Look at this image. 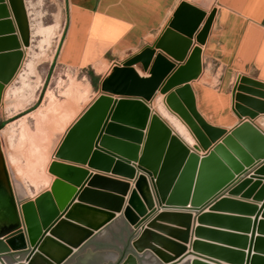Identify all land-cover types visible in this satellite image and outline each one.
<instances>
[{"label":"water","instance_id":"obj_1","mask_svg":"<svg viewBox=\"0 0 264 264\" xmlns=\"http://www.w3.org/2000/svg\"><path fill=\"white\" fill-rule=\"evenodd\" d=\"M9 12L12 13L13 20L10 19ZM27 45L28 26L23 0H8V8L3 4V0H0V99L5 83L11 80L20 65L21 46ZM190 45L191 40L182 36L181 31L168 27L151 46L144 47L123 65L130 66L140 62L144 70H147L155 50H161L176 60L183 61ZM200 52L196 50L199 55ZM188 59L161 82L159 91L167 93L170 89L183 85L168 94L165 101L168 108L186 123L198 143V149H185L183 141L171 136L169 129L164 126L160 139L151 141L149 145L150 125L156 117L145 99L101 95L67 132L56 151V158L79 164L88 163L93 169L135 180L134 188L123 206L122 197L126 196L129 190L128 183L101 178L105 184L121 189V200L116 212L106 213L94 229H86L82 225L84 223L69 224L64 220L74 213L73 207L68 206L64 214L59 216L53 197L48 192L37 197L34 203L19 204L6 173L5 162L0 156V172L3 170L7 175L6 187L0 190V264H6L5 258H11V255L18 253H22L23 257L11 260V264H67L91 239L114 225L119 226L118 223L123 224L122 233L129 238L126 241L128 252L124 253L120 264H126L128 261L131 264H181L188 257H194L189 264H204L199 261L221 264L215 258L201 254L199 256L193 251L185 254L191 229L190 211H196L206 201L220 194L234 180L235 174L241 169L240 164L246 167L255 160L264 161V134L248 120L240 122L229 132L210 125L198 112L195 95L189 84L201 73V59ZM5 74L6 81L1 80ZM146 128L144 139L143 131ZM143 139L144 144L140 151ZM199 149L206 152L201 158L198 155ZM144 163L160 171L163 179L161 187H164V190L166 188L165 194L160 195L155 189L151 170L145 169ZM56 176L61 178L59 174ZM98 177H92L90 184L100 183L97 181L100 180ZM141 183L145 185L147 192L143 197L146 207L142 206L136 193ZM64 187L70 192V188L56 181L51 188L61 210L64 209L65 202L63 199L59 201L61 198L58 192ZM239 187L234 191H238ZM86 193L88 190L83 191L81 198ZM261 194H264V189ZM249 195L248 193L245 196ZM155 201L164 205L163 208L171 210L160 212L146 223L156 211ZM228 203L235 204L223 201V207ZM188 205L191 208H186ZM129 212L133 221L128 218ZM116 213L122 214V221L116 219ZM201 219L214 221L215 218L205 216ZM156 222H163L169 227L158 225ZM72 231L77 236L70 239L68 234ZM197 233L208 235V232L202 230H197ZM16 237L22 240L21 245L11 246L10 240ZM193 246H196L195 242L191 244V247ZM48 247L57 249L53 248L49 252ZM203 248L212 256L227 259L233 264H241L243 261V255L235 251L208 246ZM250 264H264V260L253 257Z\"/></svg>","mask_w":264,"mask_h":264},{"label":"crops","instance_id":"obj_2","mask_svg":"<svg viewBox=\"0 0 264 264\" xmlns=\"http://www.w3.org/2000/svg\"><path fill=\"white\" fill-rule=\"evenodd\" d=\"M66 3V29L57 56L60 66L75 70L94 69L96 64L119 62L137 54L158 40L168 27L181 31L184 37L202 28L206 33L199 51L201 61L207 63V67H203L199 78L190 83L198 112L214 127L230 131L240 122L248 120L264 134V0H66ZM193 46H196L195 42ZM206 78L209 83L203 80ZM205 90H224V94ZM234 90H240L235 101ZM240 166L234 180L220 194L196 211H190L191 229L185 254L192 252L191 244L194 242L230 250V247H226L230 244L225 240L228 239L232 243L236 241L234 246L239 245L240 253L244 256L242 264H246L249 256L264 257V194L261 196L264 189V161L255 160L250 166ZM82 170L88 174L98 172V176L111 177L86 166H82ZM249 177L255 179L250 180L239 193L232 194ZM90 182L87 175L79 186L73 188L78 191L77 194L80 191L79 195L85 189L106 191L103 184ZM129 184L131 191L134 185ZM254 184L256 186L250 195L245 196ZM77 194L68 200L63 212L73 204ZM128 196L124 197L123 206ZM223 201L235 204L228 203L221 207ZM163 207L155 201L156 211L146 223L160 212L171 210ZM206 214L214 217V221H201ZM116 219L122 221V214L117 213ZM118 224L95 238L108 245L106 249L93 250L89 247L76 260L84 255H89L91 259L98 257L97 262L88 264L115 260L116 250L121 248L124 237L121 233L123 224ZM156 224L169 227L163 222ZM197 230L208 232V235H200ZM215 234L225 236L215 237ZM234 236L241 239L237 240ZM202 255L219 260L209 251ZM8 261L12 262L9 258ZM217 262L232 264L222 260Z\"/></svg>","mask_w":264,"mask_h":264},{"label":"rangeland","instance_id":"obj_3","mask_svg":"<svg viewBox=\"0 0 264 264\" xmlns=\"http://www.w3.org/2000/svg\"><path fill=\"white\" fill-rule=\"evenodd\" d=\"M4 3L8 8V0H4ZM23 3L28 26V45L23 46L22 63H20L15 74L5 86L0 99V123H6L0 129L2 150L14 194L19 204L30 202L31 200L34 203L37 197L50 191V188L46 187L43 181H39L37 187H34L30 180L32 173L27 170L35 166H38V168L41 166V162L43 163L44 159V156L42 157L43 153L49 156L48 167L53 161L64 163L55 158L56 151L67 132L82 118L84 113L101 95H110L114 98L142 97L153 113L155 112L154 114L168 126L172 134L180 138L189 149L192 148L191 144L197 143L186 123L168 108L165 101L168 94L175 92L177 88H181L183 85H178L167 93H161L159 86L176 68L182 66L187 58H196L198 56L201 58V55L196 53V51L192 55V50L197 48L196 50L199 51L200 43L206 33L204 29H196L192 33L190 32L191 34L189 33L188 37L192 38L191 45L183 61H178L175 57L170 58L161 50H155L147 70H144L140 62L130 66L123 65L124 62L139 54L140 51L119 62L99 63L94 65V69L75 70L64 68L57 63V56L62 45L67 23L68 8L66 0H23ZM9 17L13 20L11 12H9ZM56 23L57 26L54 27ZM16 35L18 36V33ZM194 42L196 46H193ZM30 62H38L37 74L39 77L28 75V64ZM201 64L202 68L204 67L205 69L207 67V63L201 62ZM101 66H104L105 72L100 74L97 72V67ZM90 71H93L96 76L92 79L96 84V88L90 83V78L88 77V72ZM203 80L210 82L207 78ZM146 82L150 83L147 84ZM85 87H89L87 88L88 94L85 95L86 97H82L81 94L84 93ZM100 88L101 90L109 91H107L108 93L103 92ZM205 92L224 94V90H205ZM77 93L80 94L79 97ZM37 102H39V105L32 110H37V112L22 120L24 115L32 112H28V110ZM69 102V107L74 106L72 113V110L69 111L70 108L65 107V105H68L65 103ZM76 105L77 107H75ZM67 110L68 112H66ZM65 127L66 130L64 132L63 129ZM5 129H8L9 132L6 137L2 134ZM26 129H28L29 133L35 135L37 143L29 141L30 138L26 133ZM45 136L47 139L43 141L42 138ZM43 147H45V152L41 153L40 151H42ZM196 148H199L198 143ZM199 153L204 152L199 149ZM198 155L200 158L203 156ZM32 160L34 161L32 162ZM48 175L50 176V173ZM90 177L92 176H88V178ZM252 179L255 178L249 177L245 182L249 184ZM52 180L55 182L58 178L54 179L53 176ZM65 185L68 188H72L74 184L67 182ZM255 186L256 184L252 188ZM224 236L225 234H215V237ZM225 240L230 243L228 246L226 245V247H230V251L240 253L239 245L235 244L238 246H234L236 241L232 243L231 240ZM237 242L240 243L239 241ZM221 249L227 250L228 248ZM252 258L249 256L248 260H245L246 264H249ZM261 259L264 260V257ZM191 260L193 258H188L181 264H189Z\"/></svg>","mask_w":264,"mask_h":264},{"label":"bare ground","instance_id":"obj_4","mask_svg":"<svg viewBox=\"0 0 264 264\" xmlns=\"http://www.w3.org/2000/svg\"><path fill=\"white\" fill-rule=\"evenodd\" d=\"M2 2V1H1ZM3 4L4 5H6L5 3H4V0H3ZM56 17H57V15H56ZM55 17V18H56ZM60 21V20H59ZM57 26V23H56V25L54 26V27H56ZM192 33V32H191ZM190 33V34H191ZM197 49V48H196ZM196 50H195V48L192 50V55H194V52H195ZM22 54H24V49H23V46H22ZM198 57H200V56H198ZM193 58V57H192ZM194 59V58H193ZM201 59V58H200ZM193 61H196V58L193 60ZM202 62V61H201ZM20 63H22V62H20ZM19 63V64H20ZM20 66V65H19ZM18 66V67H19ZM37 66H38V62H30L29 64H28V75H30V76H36V77H39L38 76V74H37ZM18 69V68H17ZM97 72L98 73H103V72H105V69H104V66H101V67H97ZM9 73H7V75H8ZM15 74V73H14ZM6 74L5 75H3L2 77H1V80H5L6 81V79H7V76ZM106 76V75H105ZM106 78H107V76H106ZM105 78V79H106ZM108 79V78H107ZM106 79V80H107ZM147 84H149L148 82H146ZM152 83V82H151ZM8 84V83H7ZM6 83H5V86L7 85ZM147 86V85H146ZM81 87H83V86H81ZM5 88V87H4ZM87 88H89V87H85V90H84V93L83 94H81V96L82 97H84L86 94H88L87 92H88V90H87ZM84 89V88H83ZM78 91V90H77ZM76 91V92H77ZM240 90H234V93H233V95H234V101L235 100H237V98H238V92H239ZM74 94V93H73ZM79 95L80 94H78L77 93V96L79 97ZM122 95V94H121ZM80 96V97H81ZM74 97V96H73ZM81 97V98H82ZM86 97V96H85ZM4 99V98H3ZM74 99V98H73ZM65 104H68L67 106L65 105V107H68V108H70L69 109V111L70 110H72L71 111V113L74 111L73 109H74V106H72V107H69V104H70V102L69 103H65ZM72 105V104H71ZM70 105V106H71ZM61 107V106H60ZM59 107V108H60ZM64 107V106H63ZM75 107H77V105L75 106ZM150 110L152 111V109L150 108ZM60 111H61V109H60ZM35 112H37V110H35V111H32V112H30V113H28V114H26V115H24L23 117H22V120H24V119H26L28 116H31L32 114H34ZM63 113H66V112H68V110L66 111V112H64V111H62ZM62 112H60V113H62ZM153 112V111H152ZM70 113V114H71ZM155 113V112H154ZM153 113V116H155L156 117V120L155 121H153L152 123H151V125H150V130H151V136H149V138H148V142H149V145H151L150 144V142L152 141H154V140H158V139H160L159 137L161 136V133L164 131V127H167L168 128V126L158 117V116H156V114H154ZM74 115V114H73ZM158 115V114H157ZM59 116V115H58ZM69 116V115H68ZM60 119V118H59ZM63 121H65V120H63ZM67 122V121H66ZM66 124V123H65ZM164 126V127H163ZM63 127V126H62ZM169 129V128H168ZM64 130V132H65V130H66V127L63 129ZM169 131H170V133H171V136H173V137H176L175 135H173L172 134V131L169 129ZM146 132H147V128L143 131V134H144V139H145V135H146ZM8 129H5L3 132H2V134H3V136H7L8 135ZM26 133H27V135H28V137L30 138V140L29 141H34L35 143H37V141H36V138H35V135L34 134H32V133H29V131H28V129H26ZM38 138V137H37ZM178 138V137H177ZM47 139V137L45 136V137H43L42 138V140L43 141H45ZM144 139H143V142H142V144L140 145V151L142 150V148H143V144H144ZM180 140V139H179ZM196 140V139H195ZM181 141V140H180ZM33 142V143H34ZM182 142V141H181ZM29 143H31V142H29ZM30 145H32V143L30 144ZM183 146H184V148L185 149H187V150H191V149H196V147H197V143H193V144H191V149H189L184 143H183ZM32 147V146H31ZM34 147V146H33ZM39 148H40V146H39ZM45 147H43V149H42V151H40L41 153H43V152H45ZM33 150V149H32ZM33 152V151H32ZM34 154V153H33ZM198 154H200V153H198ZM0 156H2V158H3V160H4V162H5V170H6V173L8 174V177H9V181H10V183H11V178H10V175H9V170H7L8 169V167H7V164H6V160H5V157H4V154H3V150H2V139H1V136H0ZM44 156V157H43ZM34 157V156H33ZM42 157L44 158L43 159V163L41 162V166L38 168V166H35L34 168L32 167V168H29L27 171L28 172H31L32 173V176H31V178H30V180L32 181V184L34 185V187H37V183L39 182V181H43L44 182V184H45V186L46 187H48V188H50V191H48V193H50L51 194V196L53 197V200H54V204H55V207H56V209H57V211H58V214H59V216H61V215H63L64 214V209L63 210H61L60 208H59V206H58V204H57V200L54 198V193H52V190H51V188H52V186H53V183H54V180H52L53 179V176H54V179L57 177L58 178V180L56 181V182H59L60 183V185H65V183H67V182H70L71 181V183H73L74 185H72L73 187H77V186H79L80 185V183H81V181H82V179L84 178V177H87V175L89 176V175H91L92 177H94V176H98L97 174H98V172H97V174L96 173H87V172H85L84 170H82V166H86V167H88V168H90V169H92V170H94V171H99V170H96V169H93V168H91V167H89L88 166V163H85V164H79V163H76V162H71V161H67V160H65L64 158H56V159H58V160H61L62 162H64V163H60V162H55V161H53L52 162V164L50 165V167H48L49 166V156H47L45 153H43L42 154ZM13 161H14V159H13ZM34 160H32V162H33ZM145 165H146V167H144L145 169H149V170H151V179H152V181H153V185H154V187H155V189L158 191V193L160 194V195H162V194H165V191H166V188H165V190L163 189L164 187H161V185L163 186V179H162V176H160V171L159 170H155V169H153V168H151L150 166H149V164L148 163H144ZM53 165V166H52ZM137 165V164H136ZM0 169H1V167H0ZM47 171H48V173H50V176H52V177H50L49 175H48V173H47ZM110 171H112L111 169H110ZM264 171V170H263ZM99 172H102V174L104 173H106V172H104V171H99ZM56 174H59V175H61V178H59L58 176H56ZM106 174H110V176L111 177H108V176H99L100 177V180H97V181H100V184H103V188L105 187V192H100V191H97V190H90V189H85V190H88V193H86V194H84V197H82L81 198V195L82 194H80L79 195V193H80V191H79V193L77 194V192L78 191H76L73 187L72 188H70L71 190H70V192H68L66 189H65V187L64 188H62L58 193H59V198H61V199H59V201H61L62 199L64 200V202H65V204H64V208L67 206V202H68V200H71L72 199V197L75 195V194H77V198H75V200H73L72 202H73V204H70L69 205V207L70 208H72L73 207V211H74V213L73 214H71V216L70 217H65L64 218V220H66L69 224H80V223H84V224H82V225H84L85 226V228L86 229H88V230H92V229H94L95 228V226L99 223V222H101L102 220H103V218L105 217V214L106 213H109V212H116L115 210H116V208H117V205L119 204V201L121 200V189L119 188L118 189V187H116V186H112L111 184H105L104 183V181L103 180H101V178H109V179H111V180H119L120 182H127L128 183V185H129V190H128V192H127V194H126V196L127 195H129L128 193H130V184L129 183H133V185H134V181L135 180H127V181H124L123 179L122 180H120L122 177H120L119 179H117V178H112V177H117V176H115V175H112L111 174V172H107ZM62 176H63V178H62ZM92 177H90L89 179H92ZM98 177V178H99ZM125 179V178H124ZM7 181V175H5L4 174V172H3V170H1V172H0V190H1V188H4L5 189V187H6V182ZM53 183H52V182ZM117 182V181H116ZM248 183L247 182H244L243 184H241L240 185V187L238 188V191L236 190V191H234L233 190V192L235 193L236 192V194L237 193H239L240 191H241V189L243 188V187H245L246 185H247ZM87 187H89V185L87 186ZM13 188V187H12ZM133 188H134V186H133ZM102 190H104V189H102ZM253 190V188L252 189H250L245 195H248V193L250 194V192ZM232 192V194H234ZM136 193L138 194V197H139V200H140V202H141V204H142V206L143 207H146V204L144 203V201H143V197H145V195H147V192H146V188H145V185L143 184V183H141L140 184V186H139V188H137L136 189ZM25 194H26V192H25ZM263 194H261V196H262ZM58 196V195H57ZM126 196H124V197H126ZM124 197H122L123 198V200H124ZM129 197V196H128ZM46 199L48 200V198L46 197ZM32 201V200H31ZM30 201V202H31ZM74 201H76V203H74ZM127 201H128V199H127ZM33 203V202H32ZM126 203V202H125ZM220 204H222V202L220 203ZM162 205V204H161ZM74 206H77V207H75L74 208ZM222 207H223V205H222ZM70 208L68 209V210H70ZM186 208H191L190 207V205H188V207H186ZM183 211H185V210H183ZM194 211V210H193ZM61 212V213H60ZM117 214V213H116ZM129 216H128V218L130 219V221H133L132 219V217H131V215H130V212H129V214H128ZM205 216H208V214H206V215H204V216H202V217H205ZM201 217V218H202ZM201 221H203V222H205V220H203V219H200ZM87 225V226H86ZM76 233L75 232H73L72 231V233L71 234H68V237L70 238V239H73V238H76ZM52 238V237H51ZM21 242H22V240L19 238V237H16V238H13V239H11L10 240V244H11V246H14V247H18V246H20L21 245ZM48 243H50L49 241H48ZM196 243V242H195ZM46 244H47V242H46ZM203 246L204 247H206V246H208V247H212V246H209V245H207V244H202V243H200V242H197L196 243V246L194 247H192V251L193 252H196V253H198V254H205L206 253V249L205 248H203ZM53 248L54 249H57V248H55V247H52V248H50V247H48V249H49V252L51 251V250H53ZM215 248V247H214ZM87 251V250H86ZM208 252V251H207ZM51 254V253H50ZM59 254V253H58ZM52 255V254H51ZM254 257H257V256H254ZM48 260H49V257L47 258ZM219 260H222V261H225V262H228V260L227 259H224V258H218ZM76 260V259H75ZM75 260H73V262L75 261ZM97 262L98 261V257H95V258H90L89 257V255H84V256H81V257H79L75 262H74V264H88V263H90V262ZM107 261V260H106ZM5 262H6V264H11L9 261H8V259H5ZM73 262H71L70 264H72ZM102 262H105V260H103ZM101 262V263H102ZM199 262H201V261H199ZM244 262V256H243V261H242V263ZM203 263V262H202ZM228 263H232L231 261H229ZM241 263V264H242ZM126 264H131L130 263V261H128ZM146 264H149V263H146ZM204 264H206V263H204ZM233 264V263H232ZM250 264V263H249Z\"/></svg>","mask_w":264,"mask_h":264},{"label":"flooded vegetation","instance_id":"obj_5","mask_svg":"<svg viewBox=\"0 0 264 264\" xmlns=\"http://www.w3.org/2000/svg\"><path fill=\"white\" fill-rule=\"evenodd\" d=\"M122 233V231H121ZM123 234V233H122ZM124 236V235H123ZM128 237L124 236L123 240H122V246L121 248L117 249V255H116V259L113 261H109L107 263L104 264H120V262L122 261V257L124 256V253L126 254L128 252L127 250V246H126V241H128ZM108 245H106L103 242L97 241L94 239H91L85 247H83L79 252L76 253V255L72 258V260H70L67 264H70L71 262H73V260H75L77 258V256H79L80 254H82L83 252L86 251L87 248L92 247L93 250H103L106 249ZM23 254L22 253H18L16 255H11V260H14L16 258H22Z\"/></svg>","mask_w":264,"mask_h":264},{"label":"trees","instance_id":"obj_6","mask_svg":"<svg viewBox=\"0 0 264 264\" xmlns=\"http://www.w3.org/2000/svg\"><path fill=\"white\" fill-rule=\"evenodd\" d=\"M88 77L90 78V83H91V85L94 87V88H96V84H95V82H93V78H95L96 76L94 75V73H93V71H90V72H88ZM37 105H39V102H37L30 110H28V112L29 111H32L33 109H35L36 107H37ZM5 122H1L0 123V129H2L4 126H5Z\"/></svg>","mask_w":264,"mask_h":264}]
</instances>
